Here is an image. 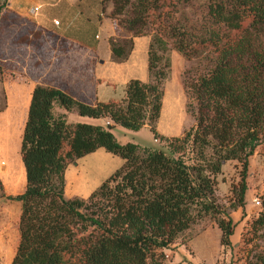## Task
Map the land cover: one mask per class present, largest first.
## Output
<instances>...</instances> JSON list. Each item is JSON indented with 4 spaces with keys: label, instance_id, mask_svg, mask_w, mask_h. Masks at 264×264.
<instances>
[{
    "label": "trees",
    "instance_id": "trees-1",
    "mask_svg": "<svg viewBox=\"0 0 264 264\" xmlns=\"http://www.w3.org/2000/svg\"><path fill=\"white\" fill-rule=\"evenodd\" d=\"M107 1V14L128 32L107 37L110 58L122 61L132 37L149 32L148 13L162 1L101 0V11ZM196 19L191 23L201 34L199 43L213 54L192 86L194 123L180 134L163 135L155 125L170 71L169 46L157 30L148 37L146 79L128 78L120 97L88 103L59 87H31L21 134L7 135L15 154L19 146L25 180L20 192L9 195L20 203L9 264H167L162 248L211 207L213 174L227 159L241 165L232 208L244 204L247 156L264 140V0H202ZM171 33L172 46L191 55L194 46L179 29ZM17 39L32 42L28 33ZM53 104L81 115L108 116L133 130L146 122L153 137L164 139L167 151L120 142L110 123L66 121L64 112H53ZM99 146L121 162L86 196H64L66 159ZM187 149L194 154L190 162L184 156ZM257 205L240 235V247L252 239L260 243L246 246L241 264H264V191ZM215 221L219 243L229 244L235 221L230 216Z\"/></svg>",
    "mask_w": 264,
    "mask_h": 264
},
{
    "label": "rangeland",
    "instance_id": "rangeland-1",
    "mask_svg": "<svg viewBox=\"0 0 264 264\" xmlns=\"http://www.w3.org/2000/svg\"><path fill=\"white\" fill-rule=\"evenodd\" d=\"M83 1L90 10L91 18L96 20L101 0ZM161 1L159 7L149 11V32L144 35L149 37L150 33L157 30L169 46L167 54L170 57V71L164 83L167 93L160 122L155 124L159 133L168 136L180 134L194 123L196 98L192 86L209 66V56L213 53L199 43L201 34L191 23L200 17L202 0ZM112 20L114 26L110 35L117 38L128 35L115 18ZM175 27L186 42L194 46L191 55L185 56L172 46L174 37L171 32ZM31 29L32 27L22 22L21 17L4 6V0H0V264H9L18 239L20 206L18 200L9 195L20 192L25 181H21L19 146L15 154L12 140L7 135L18 130L21 134L20 128L31 87L36 83L47 84L65 91L72 89L78 96L86 98L92 94L94 84L100 79L95 76V68L102 65V62L99 63L96 57L78 44L52 38L43 30L35 35L30 32ZM93 31L98 35L99 41L103 39L101 29L95 28ZM24 33L31 34V43L17 39ZM175 82L182 88V92L181 88L179 90V99L176 100L172 95L177 93L174 91L171 94ZM52 107L53 112H59L55 104ZM116 128L128 132L121 134ZM116 128L112 130L116 139L134 141L140 150L159 147L167 151L164 139L153 137L147 127L133 130L116 125ZM193 155L189 149L185 150L187 162L191 161ZM247 160L244 204L232 208V203L236 201L234 189L238 187L241 165L236 159H227L222 163L220 171L213 174L211 207L196 216L187 228L162 248L165 263L241 264L246 246H258L260 241L252 239L240 247V235L258 209L254 199H259V194L264 191V140L254 146ZM117 161V155L110 157L101 155L98 151L67 158L63 170V195L86 196L119 164ZM227 216L235 221V225L229 235L230 243L222 245L219 243L220 229L215 220L217 217Z\"/></svg>",
    "mask_w": 264,
    "mask_h": 264
},
{
    "label": "crops",
    "instance_id": "crops-1",
    "mask_svg": "<svg viewBox=\"0 0 264 264\" xmlns=\"http://www.w3.org/2000/svg\"><path fill=\"white\" fill-rule=\"evenodd\" d=\"M4 6L13 14L21 17L24 24L32 27L31 31L36 30L39 31L38 33L40 34L42 30L47 29L50 32L64 38V41L78 44L85 51L90 52L91 56L96 57L99 63L102 62L101 66L95 68V76L100 79L94 84L92 94L85 98L83 96H78L74 91H72V89H67V92L75 98L88 103H93L95 100L107 99L112 96L120 97L123 94L124 83L128 78L138 77L140 79H146L147 35L143 34L133 36L132 48L126 59L122 61H114L110 58L107 37L112 32L111 28L114 26V22L112 20L113 18L107 14L111 7V4L108 1L104 7V11H101L100 4L96 20L91 18L89 14L90 10L83 0H5ZM54 19H57L58 22L54 23ZM92 28L93 30L95 28L101 29L103 39L99 41L97 39L98 35L96 33H92L94 32ZM166 88L167 86L164 84L161 108L156 120L157 125L160 122L161 109L167 93ZM180 88L181 85L179 87V83L177 84V82H175V86H173L172 90L173 93L171 91V94H174V91L177 93L172 95L175 100L179 99ZM56 110L64 112L65 120L69 122L87 121L102 125L110 123L111 131L116 128V125H119L112 123L108 116L93 117L81 115L74 109L66 110L59 106H56ZM141 127L148 128V125L145 122L139 128ZM116 129H118V132H121V134H126L128 132V130H124L122 128ZM117 140L123 142L127 139L123 141L120 139ZM93 151H98L101 155H110V157H114V155H116L113 153L111 154V152L105 150L101 146L97 147ZM117 160V162L120 163L122 158L117 155ZM18 206H20V203Z\"/></svg>",
    "mask_w": 264,
    "mask_h": 264
},
{
    "label": "built area",
    "instance_id": "built-area-1",
    "mask_svg": "<svg viewBox=\"0 0 264 264\" xmlns=\"http://www.w3.org/2000/svg\"><path fill=\"white\" fill-rule=\"evenodd\" d=\"M53 22H54V23H57L58 21H57V19H54ZM254 203H255L256 205L259 203V199H258L257 197L254 199Z\"/></svg>",
    "mask_w": 264,
    "mask_h": 264
},
{
    "label": "water",
    "instance_id": "water-1",
    "mask_svg": "<svg viewBox=\"0 0 264 264\" xmlns=\"http://www.w3.org/2000/svg\"><path fill=\"white\" fill-rule=\"evenodd\" d=\"M74 162V161H73Z\"/></svg>",
    "mask_w": 264,
    "mask_h": 264
}]
</instances>
